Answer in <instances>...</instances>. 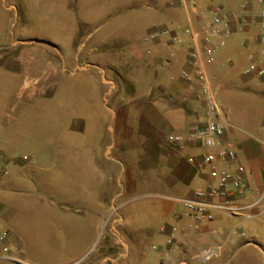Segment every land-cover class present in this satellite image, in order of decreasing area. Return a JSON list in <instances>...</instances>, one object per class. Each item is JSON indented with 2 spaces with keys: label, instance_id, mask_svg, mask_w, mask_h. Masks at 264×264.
<instances>
[{
  "label": "crops",
  "instance_id": "1",
  "mask_svg": "<svg viewBox=\"0 0 264 264\" xmlns=\"http://www.w3.org/2000/svg\"><path fill=\"white\" fill-rule=\"evenodd\" d=\"M212 1L196 0V10L187 16L169 0H0V7L24 13L41 6L46 24L52 26L39 39H26L23 31L16 37L6 35L0 48L41 43L55 49L60 57L56 65L49 63L50 70L43 75L48 79L63 70L65 57L60 49L83 50L92 40L91 49L107 48V64L124 89L116 91L115 81L104 79L107 94L114 97L113 107H65L60 93L53 91L44 92L46 98L39 106H19L7 96L0 97V151L8 170V176L0 179V228L9 230L15 252L26 255V243L35 250L39 237L58 242L59 226L74 229L79 221L88 237L96 219L107 215L102 247L107 249L103 259L107 264H259L264 237L235 231L257 218L252 212L256 206L246 216L217 214L211 221L196 222L180 200L190 197L206 179L198 163L202 150L171 147L166 141L167 134H185L193 123L203 121L201 103L187 92L180 71L187 67L191 50L184 28L189 23L200 27L210 15ZM226 1L227 11L248 17L264 8L251 4L243 10L244 0L241 4ZM202 10L205 14H200ZM164 27L183 42L172 44L168 36L144 39L150 30ZM262 35L264 29L251 20L233 32L208 67L230 124L224 139L233 141L239 162L257 189L256 172L264 168V159L258 142L245 135L241 126L264 132V105L259 109L261 126L250 107L251 96L264 97V76L245 73L252 62H264ZM37 79H32L30 95L49 88H38ZM106 113L107 136L102 125ZM136 189L150 198L137 202L126 197ZM34 190L39 192L37 198L46 195L47 199L35 202L29 197ZM106 191L108 201L103 196ZM236 217V226H229L228 219ZM40 219L49 225L54 221L55 234L50 226L39 227ZM207 247L217 254L200 260L199 252Z\"/></svg>",
  "mask_w": 264,
  "mask_h": 264
},
{
  "label": "rangeland",
  "instance_id": "2",
  "mask_svg": "<svg viewBox=\"0 0 264 264\" xmlns=\"http://www.w3.org/2000/svg\"><path fill=\"white\" fill-rule=\"evenodd\" d=\"M242 1L239 0L240 4ZM226 2V0H214L209 3V7L221 5L227 10ZM18 10H7L0 7V27L3 28L0 40H4L6 35L11 34L16 37L18 31H23L25 33L23 37L26 39H39L44 37L45 32L49 31V28H52L51 25L46 24L47 17L41 6L25 13ZM105 30L106 26H103L102 32ZM92 43V40L87 42L83 50H77L75 46L60 49L65 57V63L62 66L63 70L59 71L57 77L48 76V79H45L43 75L47 71L49 72V63L56 65V61L60 57L55 49L41 43L20 46L16 49L11 47L0 48V97L7 96L9 101L19 106H39L46 98L43 96L44 92L50 94L53 91L60 93L61 98L59 99L65 107L69 104L79 107L84 105L113 107L114 97L107 94L108 84L104 79H113L118 85L116 91L124 92V89L121 88L122 82L120 78L113 74L109 64H107V48L104 45H100L98 48L91 49ZM77 51H80L78 57H76ZM86 53L89 54L87 57ZM12 54L16 58H13ZM35 77H38L35 82L38 88L45 85H48L49 88L45 89L46 91L43 90L37 94L30 95L32 91L31 82ZM25 82L27 83L26 85H24ZM72 90L76 92L71 94ZM250 98L252 99L251 103H253V106L250 107H252L254 120L261 126L263 125V120L259 116V109L264 105V97L258 95ZM102 125L107 136V113L104 115ZM241 128L245 131V135L258 142L261 157L264 159V132L262 133V130H257L256 128L249 129L244 125ZM36 131L40 135L39 124H37ZM256 178L260 184L258 191L264 192V168L256 172ZM38 195L39 192L34 190L29 197H32L35 202H42L47 199L46 195H43L41 199L37 198ZM103 196L108 201L109 193L107 191ZM126 197L134 198L133 200L137 202L150 198L140 189L131 190ZM159 200H162V198H159ZM262 207L264 208V196L260 204L252 209L254 214H258L257 218L251 223L249 221L242 223L241 229L237 230V232H243L247 236H253L256 233L264 237V211L262 212ZM238 219V217L236 219H228V225L236 226ZM36 222L39 227L50 226L54 229L53 234H55L56 226L54 221L50 223L52 225H49L48 221L41 219ZM64 222L65 224L68 223V221ZM59 227L60 239L58 242L54 239L44 240L39 237L37 238L38 243L35 250L30 249L29 243H26V255L19 251L15 252L17 247L11 241L8 242L9 251L6 255L10 259L1 256L2 253L0 252V264H107V261L103 260L107 255V249H102L104 238L107 235V215L96 219L95 230H90L88 237L87 232L83 230L81 221H79V224L74 225V229H71V226L68 225ZM77 229H79V232ZM85 233L86 238L84 239L83 235ZM20 234L23 238L24 236L25 239L27 238V234L23 233V231H20ZM232 238L236 241L238 240L235 235H232ZM151 248L152 244H150ZM48 252L50 253L46 254ZM258 258L259 264H264V254H260Z\"/></svg>",
  "mask_w": 264,
  "mask_h": 264
},
{
  "label": "built area",
  "instance_id": "3",
  "mask_svg": "<svg viewBox=\"0 0 264 264\" xmlns=\"http://www.w3.org/2000/svg\"><path fill=\"white\" fill-rule=\"evenodd\" d=\"M251 4L264 7V0H244L241 7L247 10ZM169 5L181 6L187 16L196 10V0H169ZM200 14H205V10ZM209 14V17H204L200 27L189 23L184 28L191 50L187 57V67L180 71L187 92L192 93L194 99L201 103L203 121L193 123L185 134L169 133L166 136L171 147L195 146L202 150L198 163L206 179L202 185L193 189L190 197L180 200L196 222L211 221L217 214L246 216L247 211L259 205L264 196V192L258 191L253 184L245 165L239 162L233 141L224 139L225 128L230 124L218 102L214 78L208 71L217 50L225 46L234 31L243 29L251 20H256L259 27L264 29V8L257 16L248 17L216 5L209 9ZM162 36H168L172 44L183 42L181 36L167 27L150 30L144 39L158 40ZM263 36L260 37L261 41L264 40ZM245 73L263 77L264 62H252ZM5 164V156L0 151V179L8 176ZM239 229L241 225L235 231ZM240 234L244 236L243 232ZM9 239V230L0 228V252L7 259H10L6 255ZM216 254L215 248L207 247L199 252L198 258L205 261Z\"/></svg>",
  "mask_w": 264,
  "mask_h": 264
}]
</instances>
